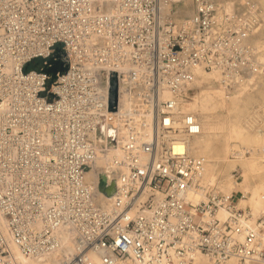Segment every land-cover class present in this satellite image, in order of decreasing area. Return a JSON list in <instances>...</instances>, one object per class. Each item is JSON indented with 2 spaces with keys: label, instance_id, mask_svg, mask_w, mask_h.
Masks as SVG:
<instances>
[{
  "label": "built area",
  "instance_id": "1",
  "mask_svg": "<svg viewBox=\"0 0 264 264\" xmlns=\"http://www.w3.org/2000/svg\"><path fill=\"white\" fill-rule=\"evenodd\" d=\"M177 3L0 0V264H16L10 243L37 264H264V217L252 226L250 209L204 183L201 126L182 110L197 68L219 72L228 95L264 73L261 16L195 0L179 20ZM58 47L69 70L52 82ZM113 119L120 153L101 189L88 173Z\"/></svg>",
  "mask_w": 264,
  "mask_h": 264
},
{
  "label": "bare ground",
  "instance_id": "2",
  "mask_svg": "<svg viewBox=\"0 0 264 264\" xmlns=\"http://www.w3.org/2000/svg\"><path fill=\"white\" fill-rule=\"evenodd\" d=\"M181 1H184L186 3V7L184 8V10H181L179 15L180 18L183 19L187 16V18H189V16L191 17L194 14V11L192 12L189 9L187 10V7L191 2L194 1L193 8H195V0H179L178 2ZM217 2L220 9H224L228 12L234 11V6L228 1L217 0ZM214 81L217 82V84L221 82V74L219 72L207 73V71H205L203 68H197L194 72L193 85L205 86V91L201 97H196L192 103L188 102L182 107V110L193 115L198 120L199 125L201 126V134L192 141L191 150L193 155L203 159L205 162L204 183L215 187L222 194L232 198H234V194H236L237 192H241L243 196L239 200L238 206L242 209L250 208L251 214L253 216L250 224L252 226H257L258 220L264 217L262 216L264 215L263 173L259 172V170H254V165L252 164V162L248 163L249 160L244 157V152H242V149L236 151V146L234 143H236V141L238 140L237 138H240V136H237L236 138L232 133V139L234 143L231 142L229 116H224L223 114H221V112L224 113V104L227 103L226 100H229L231 96L228 95L222 87L226 96L224 98L223 93L221 91H217ZM234 104L237 103L234 101L229 102L227 107L228 110H230L229 106L233 107L235 106ZM213 111H216L219 116L214 118L211 115V112ZM112 128L113 126L110 124L108 127L109 131H112ZM221 139H223L224 141H222ZM102 148V144L99 143L97 161L92 170L88 173V180L93 185L98 184L101 175H106L107 177L108 174H110L109 168L112 164V160L120 153V151H118L119 148L117 147H111L108 149V151H102ZM215 157L224 160H227L231 157L230 167H232L233 164L235 167H240L242 165L243 168L248 171L244 172L242 175L243 182L238 183L235 180L234 176H229L228 178L223 179V182L220 184V186H218L217 181L218 178H220L223 174V166H221V163L219 161L215 160ZM237 164L238 166H236ZM261 166L262 167H260V170H264V164H261ZM196 199L199 200L198 198ZM111 201L112 198L104 196L102 197V201L100 204L103 206L106 203H111ZM242 204L247 205V207L243 208L241 206ZM221 217L224 219L226 215L221 214ZM0 226L10 241V235L8 234L6 221L1 217V215ZM261 237L264 239V229L261 231ZM64 244L66 247H68L69 251L72 250L73 243L70 236H65ZM10 246L11 252L16 260V264H37L36 261L24 257L18 247H16L13 243H10ZM91 258L95 263L99 264V256L92 255ZM234 262L235 261H231L228 264H235ZM120 264L136 263L129 261L122 262ZM192 264H208V261L204 256L198 255Z\"/></svg>",
  "mask_w": 264,
  "mask_h": 264
},
{
  "label": "rangeland",
  "instance_id": "3",
  "mask_svg": "<svg viewBox=\"0 0 264 264\" xmlns=\"http://www.w3.org/2000/svg\"><path fill=\"white\" fill-rule=\"evenodd\" d=\"M226 1H228L230 4L234 6L233 12L242 11L249 4H253L258 8L261 16V24L257 32H255L252 37V44L255 47L260 66L264 67V0H226ZM185 4L186 3L184 1L178 2L176 4L175 14L176 16H178L177 18L179 20L182 19L180 18L179 15L181 10H184V8L186 7ZM193 4L194 1L191 2L189 5L187 4L188 5L187 10L189 9L192 12L194 11L195 14V8H193L194 7ZM214 84H216L215 86L217 88V91H221L223 93V97L225 98L226 96L221 86V82L219 84L215 82ZM193 87H194V91L193 94L191 95V100L189 101V103H192L196 97L197 98L201 97L205 91V86L193 85ZM230 96L231 98L229 100H226L227 103L224 104V113L221 112V114H223L224 116H229V120H230L229 126L231 128L230 131L231 142L234 143L232 139V133L236 138L237 136H240V138H237L238 140L236 141V143H234L236 146L235 148L236 151L242 149V152H244V157L247 160H249L248 163L252 162V164L254 165V170L255 171L259 170V172L263 173L262 176L264 177V170H260L261 169L260 167H262L261 164H264V73L254 77L252 80H250L249 84H247L242 88H239L237 92L232 93ZM228 101L229 102L234 101L237 104H234L235 106L233 107L229 106L230 110H228L227 108L229 103ZM211 115L214 118L219 116V114L216 111L211 112ZM221 140L224 141L223 139ZM111 147H116V143H113L112 146H110V148ZM215 160L219 161L221 163V166H223V174L220 178H218L217 181L218 186H220V184L223 182V179H226L229 176H234L235 180L238 183L243 182L242 175L244 172H248V171L244 169L241 164H240L241 166L239 165L240 167H235L234 164L232 167H230L231 157L227 160L218 159V158H216ZM236 166H238V164ZM104 186L105 185L102 183L101 180V189ZM233 196L239 205V200L242 198L243 194L241 192H237ZM241 206L243 208L247 207V205L245 204H242ZM234 263L237 264L236 262Z\"/></svg>",
  "mask_w": 264,
  "mask_h": 264
},
{
  "label": "water",
  "instance_id": "4",
  "mask_svg": "<svg viewBox=\"0 0 264 264\" xmlns=\"http://www.w3.org/2000/svg\"><path fill=\"white\" fill-rule=\"evenodd\" d=\"M56 56L59 58L60 62L55 66L51 71L47 72L48 75L52 76V82L57 79V75H64L68 73L69 70V62L67 60L66 55L62 51L60 47L56 49ZM118 105V82L117 76L115 74L112 75L111 78V97H110V107L111 111H116ZM115 120H111V125L113 126L112 131H110V135L112 137L113 143L116 141V127H115ZM104 128L102 129L103 132ZM101 180L104 185L107 183L106 175H101ZM116 194V183L115 181L111 182V186L104 189V195L110 198H113Z\"/></svg>",
  "mask_w": 264,
  "mask_h": 264
}]
</instances>
